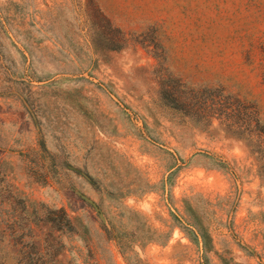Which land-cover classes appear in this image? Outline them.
Returning a JSON list of instances; mask_svg holds the SVG:
<instances>
[{
  "label": "rangeland",
  "instance_id": "1",
  "mask_svg": "<svg viewBox=\"0 0 264 264\" xmlns=\"http://www.w3.org/2000/svg\"><path fill=\"white\" fill-rule=\"evenodd\" d=\"M0 19V264H264V0ZM193 90L227 117L174 109Z\"/></svg>",
  "mask_w": 264,
  "mask_h": 264
},
{
  "label": "trees",
  "instance_id": "2",
  "mask_svg": "<svg viewBox=\"0 0 264 264\" xmlns=\"http://www.w3.org/2000/svg\"><path fill=\"white\" fill-rule=\"evenodd\" d=\"M9 5H10V7H14V8L17 7V5L11 4V3ZM0 27H1V33L7 37V30H6L5 25L1 19H0ZM120 42L119 43L117 42V45H112L111 48H113L112 49L113 51H117V50L124 47V41L121 40ZM24 59H26V58H24ZM197 95H198V92L194 91V90L189 91V92H185V93L172 91L171 95H170V99H171L170 102L172 105L176 106V108H174L176 110L181 111V110H185L187 108L186 110L193 111L194 113H183V114H185L186 117L192 119L194 121V123H196V124H198L199 122H205V124L210 125L211 120L213 118L217 117L220 120H223V118L227 117V109H225V111H223L224 113H215L216 107H215V104L212 102L210 103V105L205 106V108L201 107L202 102L200 103V99L197 97ZM192 101H197V102L194 105V104H192ZM207 102L208 101H206V103ZM207 110H209L208 113H206Z\"/></svg>",
  "mask_w": 264,
  "mask_h": 264
}]
</instances>
